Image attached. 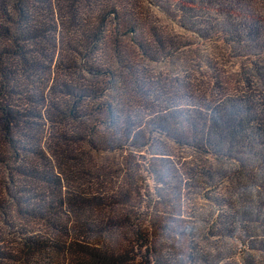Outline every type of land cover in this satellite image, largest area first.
Listing matches in <instances>:
<instances>
[{
  "label": "trees",
  "instance_id": "trees-1",
  "mask_svg": "<svg viewBox=\"0 0 264 264\" xmlns=\"http://www.w3.org/2000/svg\"><path fill=\"white\" fill-rule=\"evenodd\" d=\"M199 3L0 0V264L191 263L186 182L211 154L209 113L242 88L222 67L227 45L192 51L213 37L174 21ZM147 4L200 41L167 25L143 31ZM223 6L229 22L212 27L224 38L240 22ZM255 19L262 34L261 12ZM181 55L172 79L146 82L143 60Z\"/></svg>",
  "mask_w": 264,
  "mask_h": 264
},
{
  "label": "rangeland",
  "instance_id": "rangeland-1",
  "mask_svg": "<svg viewBox=\"0 0 264 264\" xmlns=\"http://www.w3.org/2000/svg\"><path fill=\"white\" fill-rule=\"evenodd\" d=\"M227 1L231 2L233 12L229 18L240 23L232 24L224 38L212 25L229 22L218 8L225 0H199L196 8L183 6L184 10H179V17L174 19L198 30L206 26L205 35L213 37L191 45L192 51L206 46L212 53H222L227 45L229 56L244 54L239 58L225 57L226 64L222 67L241 79V94L223 99L209 113L207 135L211 154L206 157L200 174L186 182L190 185L181 200L185 225L191 226L193 233L190 264H264V31L259 34L252 28L259 12L264 21V0ZM145 6L151 13L148 16L144 6L141 9L143 31L160 24L171 26L172 34L182 35L184 40L200 41L155 7ZM241 11L246 15L244 20L237 16ZM240 24L247 26L244 36ZM109 46L107 43L102 51L105 65L117 61ZM258 46L262 50L256 54ZM135 52L131 50L129 55ZM182 56L164 62L143 60L148 69L146 82L153 80V76L172 79L184 67L180 64Z\"/></svg>",
  "mask_w": 264,
  "mask_h": 264
}]
</instances>
